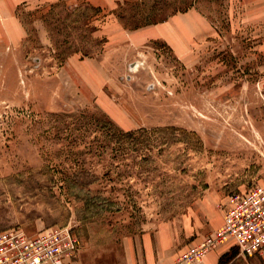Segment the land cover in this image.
I'll return each mask as SVG.
<instances>
[{"label":"rangeland","instance_id":"1","mask_svg":"<svg viewBox=\"0 0 264 264\" xmlns=\"http://www.w3.org/2000/svg\"><path fill=\"white\" fill-rule=\"evenodd\" d=\"M263 181L264 0H0V232L170 257Z\"/></svg>","mask_w":264,"mask_h":264},{"label":"built area","instance_id":"2","mask_svg":"<svg viewBox=\"0 0 264 264\" xmlns=\"http://www.w3.org/2000/svg\"><path fill=\"white\" fill-rule=\"evenodd\" d=\"M229 243L244 257L264 255V181L231 195L223 225L175 264H196ZM80 252L70 227H51L36 236L20 228L0 232V264H78Z\"/></svg>","mask_w":264,"mask_h":264},{"label":"crops","instance_id":"3","mask_svg":"<svg viewBox=\"0 0 264 264\" xmlns=\"http://www.w3.org/2000/svg\"><path fill=\"white\" fill-rule=\"evenodd\" d=\"M161 241L163 242V239L159 234L157 235L155 244L153 243L151 237H142L140 241V250L136 252L133 247L128 250L126 254V261L128 264H175L176 261L190 248L201 243L200 240L196 241L197 243H193V245H190L187 249H185V251H174L170 257H166V252H168L166 250L167 246ZM233 247L236 248L232 243L220 246L219 248L211 251L203 260L196 264H222L224 257L228 256L231 252V248Z\"/></svg>","mask_w":264,"mask_h":264}]
</instances>
